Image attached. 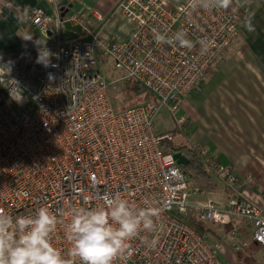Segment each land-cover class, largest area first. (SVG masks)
Masks as SVG:
<instances>
[{
    "label": "built area",
    "instance_id": "built-area-1",
    "mask_svg": "<svg viewBox=\"0 0 264 264\" xmlns=\"http://www.w3.org/2000/svg\"><path fill=\"white\" fill-rule=\"evenodd\" d=\"M46 1L51 14L34 6L28 17L45 35L51 32L32 42L42 59L52 55L51 66L41 63L35 82L14 62L0 63V208L23 216L47 206L58 216L52 243L73 264L79 261L68 256L72 245L65 237L71 209L99 207L105 194L161 210L155 230L142 232L113 264H225L218 256L221 244H209L186 221L189 214L231 226L234 235L243 224L264 247V209L242 195L223 200L196 185L193 192L209 198L192 199L188 178L174 154L163 152L167 136L156 126L163 107L174 125L186 123V116L177 118L181 103L238 36L251 1H235V10H225L193 8L192 0H118L114 12L134 27L126 39L114 40L99 34L95 23L105 20L99 11H72L69 0ZM65 22L79 25L84 35L63 41ZM177 32L193 46L155 39ZM97 54L101 61L112 58L123 79L142 84L152 97L118 109L111 89L119 80L111 84L103 78ZM199 152L226 191L239 192L232 168Z\"/></svg>",
    "mask_w": 264,
    "mask_h": 264
},
{
    "label": "crops",
    "instance_id": "crops-1",
    "mask_svg": "<svg viewBox=\"0 0 264 264\" xmlns=\"http://www.w3.org/2000/svg\"><path fill=\"white\" fill-rule=\"evenodd\" d=\"M40 1L0 0V63L12 61L24 71L40 70L39 52L32 49V42L37 41L35 27L28 17ZM117 1L69 0V8L84 13L99 11L105 18L95 23L100 33L117 15ZM235 1H251L252 10L240 19L239 34L231 46L193 88L202 82L195 100L189 99L192 89L179 110L187 118L184 126L189 132V145L205 151L217 164L230 166L240 179L239 192H232L226 191L224 181L217 176L224 191L208 193L223 200L230 194L242 195L264 209V0H232L230 10L236 9ZM119 16L131 23L122 38L126 39L134 24ZM250 231L239 224L235 235L231 231L225 235L209 233L216 240L208 243L221 244L218 256L225 264H264V247L253 240ZM226 239L238 243V249H228Z\"/></svg>",
    "mask_w": 264,
    "mask_h": 264
},
{
    "label": "clouds",
    "instance_id": "clouds-1",
    "mask_svg": "<svg viewBox=\"0 0 264 264\" xmlns=\"http://www.w3.org/2000/svg\"><path fill=\"white\" fill-rule=\"evenodd\" d=\"M231 3L232 0H192L190 6L227 10ZM185 37V33L177 32L170 38L157 34L155 39L191 48L192 42ZM202 46L207 47L204 42ZM37 61L51 66L52 55L42 59L39 54ZM101 199L99 207L71 209L65 237L72 245L68 256L78 259L79 264H113L142 232L155 230L154 221L161 212L157 207H137L119 194H105ZM57 226L58 216L47 206L23 216H13L0 208V264H73V259L65 258L52 243Z\"/></svg>",
    "mask_w": 264,
    "mask_h": 264
},
{
    "label": "rangeland",
    "instance_id": "rangeland-1",
    "mask_svg": "<svg viewBox=\"0 0 264 264\" xmlns=\"http://www.w3.org/2000/svg\"><path fill=\"white\" fill-rule=\"evenodd\" d=\"M131 26V23L129 22L127 24V21H125L123 18H121L119 16V14H117L116 16H114L111 21H109V23L106 25L105 29L100 32L99 34L102 37H107V39L109 40H114V38L117 39H122L123 37L126 36L127 34V29L128 27ZM86 40H89L90 38L88 36L85 37ZM34 40L37 41H41V39L37 36V34H34ZM48 41H52V38H49ZM97 59H99V67L98 69L101 72V75L103 76V78L108 82V83H113L115 81H118L119 83L115 84L116 86L112 85V93L115 94L116 96H113V102L114 104H116V107L118 109H120L119 107V102H120V95H119V89H121L122 87V82H124L126 79H123V77L125 76V73L123 70L117 68L115 66L114 60L112 58H108V60L106 61H101L100 60V56L99 54L96 55ZM25 73L33 80L36 82L37 79V75H38V71L33 70L31 71L29 69V71H25ZM199 85H202V82H200ZM198 85V86H199ZM198 86L197 89H193V91H191L188 95H189V99L191 100V102L193 100H195L196 98V93L199 92L198 90ZM141 100H144L143 98H141ZM142 102V101H140ZM183 115L180 110L177 112V118L179 116ZM185 124L181 125L179 128L176 127V125H174V117L171 114V112L168 110L167 107H163L161 109V111L159 112L158 117L156 118V126L158 128V130L165 135H168L170 141L176 145V146H180L182 144H189L188 141V136L187 134L189 133L187 131V127L184 126ZM217 180L219 182L220 185V189L219 191L222 192L224 191V185L221 182V180L217 177ZM195 185L189 183V187H190V192H191V198L196 200V199H201V200H207L209 198V196H199L197 193L193 192V187ZM211 196V194H209ZM211 227H213L215 229V231H217V233H219L220 235H225V233H229V227L228 225L225 224H217V223H208ZM215 235L213 234H209L206 237L207 242H213L214 240H216L214 238ZM227 240V239H226ZM229 245L232 251L236 250V246L233 245L234 240L232 239L231 243L228 242V240L226 241ZM220 254V252H219ZM221 256V255H220Z\"/></svg>",
    "mask_w": 264,
    "mask_h": 264
},
{
    "label": "trees",
    "instance_id": "trees-1",
    "mask_svg": "<svg viewBox=\"0 0 264 264\" xmlns=\"http://www.w3.org/2000/svg\"><path fill=\"white\" fill-rule=\"evenodd\" d=\"M122 83V87L119 89L120 109H126L139 103L140 101H143L141 98L148 100L152 97L142 84L132 79H126ZM1 89L2 87L0 86V90ZM113 96L116 95L113 94ZM166 136L167 137L163 139L161 144L163 152L166 154L182 152L189 159V162L186 165L181 166L184 174L188 178L189 183L198 186L200 189L207 190L208 192H218L219 182L217 180V175L214 173L213 167L204 162L201 153L187 143L176 146L170 141L168 138L169 136ZM186 221L204 234L215 232V229L211 227L208 222L199 220L195 214H189L186 218ZM228 227L229 231H231L232 227Z\"/></svg>",
    "mask_w": 264,
    "mask_h": 264
},
{
    "label": "water",
    "instance_id": "water-1",
    "mask_svg": "<svg viewBox=\"0 0 264 264\" xmlns=\"http://www.w3.org/2000/svg\"><path fill=\"white\" fill-rule=\"evenodd\" d=\"M66 2H67V0H63L62 4L65 5ZM37 6L40 8L46 9L48 14L52 13V10L49 7V4L46 0H41ZM34 33L37 34V36L41 40H46V35L51 36L50 31L46 32V35H45L38 28L34 29ZM83 35H84V33L82 32L81 27L79 25H72L71 22H65L64 30L61 33V39L63 41H67L70 39L78 38V37L83 36ZM174 157L177 159L178 164H180L181 166L186 165L189 162V159L182 152L175 153Z\"/></svg>",
    "mask_w": 264,
    "mask_h": 264
}]
</instances>
